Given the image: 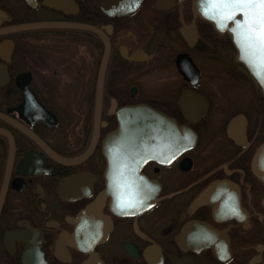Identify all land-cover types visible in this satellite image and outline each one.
<instances>
[{"label":"flooded vegetation","instance_id":"flooded-vegetation-1","mask_svg":"<svg viewBox=\"0 0 264 264\" xmlns=\"http://www.w3.org/2000/svg\"><path fill=\"white\" fill-rule=\"evenodd\" d=\"M204 4L0 0V264H264V63Z\"/></svg>","mask_w":264,"mask_h":264},{"label":"snow or ice","instance_id":"snow-or-ice-1","mask_svg":"<svg viewBox=\"0 0 264 264\" xmlns=\"http://www.w3.org/2000/svg\"><path fill=\"white\" fill-rule=\"evenodd\" d=\"M206 5H225L242 12L246 48H257L261 53V62L264 63V0H205ZM229 19L235 18L233 12Z\"/></svg>","mask_w":264,"mask_h":264},{"label":"water","instance_id":"water-1","mask_svg":"<svg viewBox=\"0 0 264 264\" xmlns=\"http://www.w3.org/2000/svg\"><path fill=\"white\" fill-rule=\"evenodd\" d=\"M201 4H204L205 7H215V8H211V9H206V11H204V9H201V11H203V15H201L202 18L208 20V21H213V26L216 29H219L220 31H222L223 27V5H206L205 0H198ZM132 9H119V11H117L116 13L119 14H123L126 12L131 11ZM35 27V25L32 24H26V25H22L19 26L17 29L20 30H28ZM253 75L254 77L258 80L259 83H261L262 85V91L264 92V73L261 72L260 69V65H255L253 66ZM130 115H134L136 116L135 121L133 122L136 125H139V127H136V130H142L143 129V123H144V117L145 116H151V120L152 121H159L162 120V116L158 113H155L154 111H152L151 109H149L148 107L145 106H135V107H131L128 109L127 111ZM125 129V128H123ZM120 148V147H119ZM118 156H122L121 150H118L117 152L114 153L113 156H111V154H108V158L109 160L114 158H117ZM125 161V160H123Z\"/></svg>","mask_w":264,"mask_h":264}]
</instances>
